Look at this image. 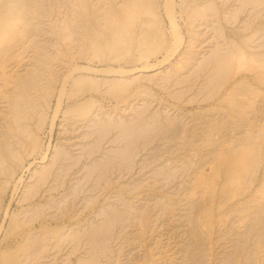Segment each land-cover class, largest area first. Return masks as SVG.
Wrapping results in <instances>:
<instances>
[{
	"label": "rangeland",
	"instance_id": "obj_1",
	"mask_svg": "<svg viewBox=\"0 0 264 264\" xmlns=\"http://www.w3.org/2000/svg\"><path fill=\"white\" fill-rule=\"evenodd\" d=\"M143 1L0 0V264H264V0Z\"/></svg>",
	"mask_w": 264,
	"mask_h": 264
},
{
	"label": "bare ground",
	"instance_id": "obj_2",
	"mask_svg": "<svg viewBox=\"0 0 264 264\" xmlns=\"http://www.w3.org/2000/svg\"><path fill=\"white\" fill-rule=\"evenodd\" d=\"M136 1H137V0H136ZM144 1H145V0H144ZM144 1H143V2H144ZM130 2H132V1H130ZM170 2H171V0H170ZM134 3H135V1H134ZM134 3H133V4H134ZM137 3H138V2H137ZM139 3H140V2H139ZM141 3H142V2H141ZM145 3H146V2H145ZM145 3H144V4H145ZM127 4H128V3H127ZM130 4H132V3H130ZM167 4H168V3H167ZM137 5H138V4H137ZM146 5H147V4H146ZM146 5H145V6H146ZM150 5H151V4H150ZM168 5H169V4H168ZM134 6H135V5H134ZM148 7H149V6H148ZM148 7H147V9H148ZM127 8H128V7H127ZM138 8H139V7H138ZM143 8H144V6H143ZM168 8H170V7H168ZM136 9H137V8H136ZM141 9H142V8H141V6H140V9H139L138 11H140ZM170 9H171V8H170ZM173 9H174V8H173ZM127 10H128V9H127ZM129 10H130V9H129ZM141 11H142V10H141ZM145 11H146V10H145ZM148 11H149V10H148ZM139 13H140V12H139ZM149 13H151V12H149ZM169 13H170V11H169ZM169 13H168V14H169ZM171 14H172V13H171ZM137 16H138V15H137ZM171 18H172V17H171ZM132 20H133V19H132ZM176 27H177V26H176ZM175 34H176V33H175ZM176 35H177V34H176ZM177 36H178V35H177ZM177 36H176V37H177ZM178 40H179V39H178ZM177 46H178V45H177ZM171 49H172V48H171ZM173 52H174V51H173ZM225 57H226V56H225ZM226 58H227V57H226ZM227 60H228V59H227ZM223 63H226V60H225L224 58H221V59L218 61V64H217V65L220 67L221 65H223ZM164 64H165V63H164ZM21 179H22V178H21ZM9 204H10V203H9ZM8 206H9V205H8ZM8 209H9V207H8ZM6 212H7V210H6ZM15 261H16V260H15ZM12 264H16V262H15V263L13 262Z\"/></svg>",
	"mask_w": 264,
	"mask_h": 264
}]
</instances>
